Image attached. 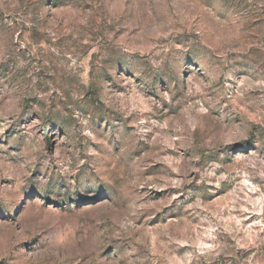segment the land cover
I'll return each mask as SVG.
<instances>
[{
  "label": "rangeland",
  "instance_id": "obj_1",
  "mask_svg": "<svg viewBox=\"0 0 264 264\" xmlns=\"http://www.w3.org/2000/svg\"><path fill=\"white\" fill-rule=\"evenodd\" d=\"M0 264H264V0H0Z\"/></svg>",
  "mask_w": 264,
  "mask_h": 264
}]
</instances>
